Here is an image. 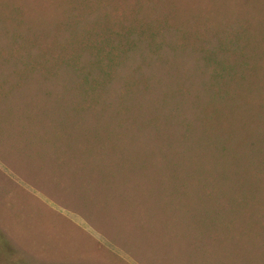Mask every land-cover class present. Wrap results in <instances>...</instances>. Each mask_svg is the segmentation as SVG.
I'll list each match as a JSON object with an SVG mask.
<instances>
[{"label": "rangeland", "instance_id": "rangeland-1", "mask_svg": "<svg viewBox=\"0 0 264 264\" xmlns=\"http://www.w3.org/2000/svg\"><path fill=\"white\" fill-rule=\"evenodd\" d=\"M0 264H264V0H0Z\"/></svg>", "mask_w": 264, "mask_h": 264}]
</instances>
